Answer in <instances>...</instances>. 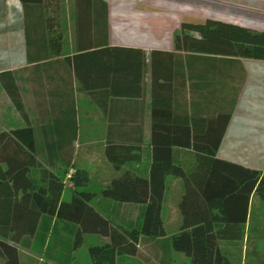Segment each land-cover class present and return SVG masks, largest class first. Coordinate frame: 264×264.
<instances>
[{"label": "crops", "instance_id": "obj_1", "mask_svg": "<svg viewBox=\"0 0 264 264\" xmlns=\"http://www.w3.org/2000/svg\"><path fill=\"white\" fill-rule=\"evenodd\" d=\"M206 21L264 33V0H0V157L17 164L32 157L30 178L39 186L43 171L53 173L65 186L63 202L75 188L68 171L85 172L88 183L76 190L91 193L89 206L121 234L140 224L144 205L102 191L124 172L148 178L152 140L170 139L173 133L163 128L183 125L186 117L229 114L216 157L263 171L264 60L202 49L193 31L184 32L192 41L176 46L182 24ZM173 152L177 164H194L193 149ZM3 184L0 221L37 220L33 231L2 229L0 240L17 249L19 264H92L89 247L110 242L85 234L74 249L75 223L37 213L20 190L11 196L10 188H29L26 179ZM184 191L182 179L166 178L165 235L141 236L138 253L118 255L115 264H177L174 258L190 264L171 247L182 226ZM255 197L241 239L219 243L231 260L229 254L244 255L250 245L259 255L264 229L249 242Z\"/></svg>", "mask_w": 264, "mask_h": 264}, {"label": "trees", "instance_id": "obj_2", "mask_svg": "<svg viewBox=\"0 0 264 264\" xmlns=\"http://www.w3.org/2000/svg\"><path fill=\"white\" fill-rule=\"evenodd\" d=\"M21 1L24 5L29 2H42ZM185 31L198 33L201 39L194 42L202 49L264 60V33L212 21L195 25L185 23L182 24V33L176 36L177 47H180V43L186 46L187 41H192ZM12 97L19 106L15 95L12 94ZM229 118V114H220L215 118L186 117L183 125L164 127V131L173 135L169 136L170 139L152 140L153 161L148 178L124 172L102 191L105 198L144 205L142 221L132 232L118 233L108 220L89 206L93 195L76 190L88 183V176L83 171H74L71 178L75 187L74 194L69 202H63L61 197L65 186L53 173L43 171L39 178L43 185L39 186L30 178L29 167L35 163L32 157L28 159L26 156L18 164L15 159L0 157V163L5 159L8 165L6 172L0 169V193L6 191L5 187H1L4 182L12 181L15 184V181L26 179L29 188H7L11 196L20 190L23 192L22 198L26 196L27 200L31 199L32 207L37 213L75 223L77 231L74 236V249L82 245L85 234L95 233L108 237V244L89 247L88 255L92 264H115L118 255L133 256L138 253L141 236L165 235L160 216L165 180L169 176L180 178L185 189L180 202L183 221L180 233L171 237L172 249L184 254L190 264H234L221 251L219 243L222 240L241 239L251 195L254 194L264 201V170L247 169L216 157ZM154 129L155 126V135ZM176 132L179 134L176 135ZM174 147L193 149L194 164L190 168L176 163ZM134 160L136 157L132 156V161ZM23 225H28L33 231L36 229L37 220L0 221V236L5 235L2 229L13 230ZM0 257L5 259V264H19L17 249L2 240Z\"/></svg>", "mask_w": 264, "mask_h": 264}, {"label": "rangeland", "instance_id": "obj_3", "mask_svg": "<svg viewBox=\"0 0 264 264\" xmlns=\"http://www.w3.org/2000/svg\"><path fill=\"white\" fill-rule=\"evenodd\" d=\"M249 229L251 232V237L249 239V242L251 244L252 234H254L255 230L259 227H262L264 229V201H261L256 196L254 198V203L250 207V221H249ZM260 228V229H262ZM262 229V230H263ZM264 232V230H263ZM260 250L259 255H256V253L252 252V247H250L247 250V253H231L229 254L230 257H232V262L234 264H264V235L262 238H260ZM182 259L180 258H174V262L177 264H182Z\"/></svg>", "mask_w": 264, "mask_h": 264}, {"label": "built area", "instance_id": "obj_4", "mask_svg": "<svg viewBox=\"0 0 264 264\" xmlns=\"http://www.w3.org/2000/svg\"><path fill=\"white\" fill-rule=\"evenodd\" d=\"M73 174H74V170L73 169H70L67 173V176H66V179L67 181H71V178L73 177Z\"/></svg>", "mask_w": 264, "mask_h": 264}]
</instances>
